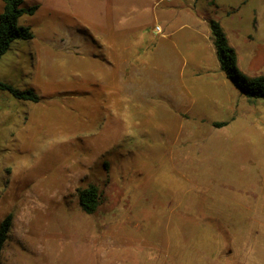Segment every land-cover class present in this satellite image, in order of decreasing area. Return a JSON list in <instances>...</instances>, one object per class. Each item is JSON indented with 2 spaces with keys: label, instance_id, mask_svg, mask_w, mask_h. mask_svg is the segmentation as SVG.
Masks as SVG:
<instances>
[{
  "label": "rangeland",
  "instance_id": "1",
  "mask_svg": "<svg viewBox=\"0 0 264 264\" xmlns=\"http://www.w3.org/2000/svg\"><path fill=\"white\" fill-rule=\"evenodd\" d=\"M33 5L0 58L39 96L0 89V264H264V99L226 77L209 24L264 75V0Z\"/></svg>",
  "mask_w": 264,
  "mask_h": 264
},
{
  "label": "trees",
  "instance_id": "2",
  "mask_svg": "<svg viewBox=\"0 0 264 264\" xmlns=\"http://www.w3.org/2000/svg\"><path fill=\"white\" fill-rule=\"evenodd\" d=\"M3 10L0 13V58L7 52L11 42L17 39H29L33 33L29 27L18 24V18L24 13H33L38 5L24 7L23 0H2ZM210 29L216 49L217 59L226 77L230 79L246 97L264 99V75L249 76L238 66L237 53L223 31L222 25L216 19H211ZM0 89L7 90L21 99L38 100L39 96L30 89L21 90L12 84L0 81ZM78 199L81 208L87 213L95 212L101 203V192L98 185L90 183L78 189ZM13 215L7 214L0 221V252L8 238Z\"/></svg>",
  "mask_w": 264,
  "mask_h": 264
},
{
  "label": "built area",
  "instance_id": "3",
  "mask_svg": "<svg viewBox=\"0 0 264 264\" xmlns=\"http://www.w3.org/2000/svg\"><path fill=\"white\" fill-rule=\"evenodd\" d=\"M157 29H158L159 31L161 30V28H160L159 26L157 27Z\"/></svg>",
  "mask_w": 264,
  "mask_h": 264
}]
</instances>
